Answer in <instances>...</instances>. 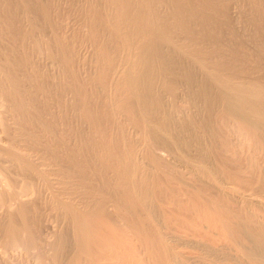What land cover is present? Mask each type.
Here are the masks:
<instances>
[{
  "label": "bare ground",
  "instance_id": "obj_1",
  "mask_svg": "<svg viewBox=\"0 0 264 264\" xmlns=\"http://www.w3.org/2000/svg\"><path fill=\"white\" fill-rule=\"evenodd\" d=\"M0 264H264V0H0Z\"/></svg>",
  "mask_w": 264,
  "mask_h": 264
}]
</instances>
